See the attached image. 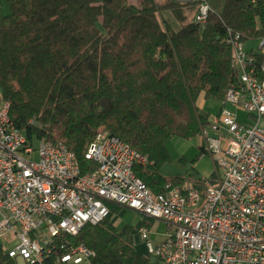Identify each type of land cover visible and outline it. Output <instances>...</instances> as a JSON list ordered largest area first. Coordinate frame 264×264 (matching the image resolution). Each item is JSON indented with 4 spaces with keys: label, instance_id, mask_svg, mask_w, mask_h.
I'll return each mask as SVG.
<instances>
[{
    "label": "trees",
    "instance_id": "trees-1",
    "mask_svg": "<svg viewBox=\"0 0 264 264\" xmlns=\"http://www.w3.org/2000/svg\"><path fill=\"white\" fill-rule=\"evenodd\" d=\"M222 1L199 24L196 3L180 0H0V102L11 126L29 140L64 145L81 174L96 168L84 158L88 143L114 135L146 158L133 172L152 192L164 193L168 183L203 191L190 175L161 174L170 161L166 144L201 138L211 121L199 99L216 100L219 111L227 91L240 86L226 27L243 41L264 27V0ZM206 153L199 143L191 162ZM108 208L101 222L59 236L33 264H67L57 258L77 246L90 252V264H156L135 248L129 226H114L123 207ZM0 264H18L2 244Z\"/></svg>",
    "mask_w": 264,
    "mask_h": 264
},
{
    "label": "built area",
    "instance_id": "built-area-1",
    "mask_svg": "<svg viewBox=\"0 0 264 264\" xmlns=\"http://www.w3.org/2000/svg\"><path fill=\"white\" fill-rule=\"evenodd\" d=\"M180 1L196 3L199 24L213 12L206 0ZM225 42L235 53L240 86L227 91L225 106L203 133L220 169L202 183L203 191L168 183L164 193L152 192L133 172L146 158L107 133L88 143L84 158L96 168L81 174L72 151L45 138L29 140L11 126L8 104L0 102V236L6 243L13 232L17 240L8 256L33 264L50 255L59 236L101 222L114 204L166 224L158 243L146 225L137 227L156 264H264V79L257 77L264 75V60L256 59L264 54V27L256 50H246V41L227 27ZM226 104L246 112V121L239 123ZM89 255L72 247L57 262L90 264Z\"/></svg>",
    "mask_w": 264,
    "mask_h": 264
},
{
    "label": "rangeland",
    "instance_id": "rangeland-1",
    "mask_svg": "<svg viewBox=\"0 0 264 264\" xmlns=\"http://www.w3.org/2000/svg\"><path fill=\"white\" fill-rule=\"evenodd\" d=\"M222 2V0H210L208 4L213 12L219 13L222 7ZM163 15L166 17L169 14L168 12H163ZM168 17L171 21H173L171 16ZM175 27H177L178 29L179 26ZM250 46H252L256 50L257 44L255 41H246L244 44L246 50ZM198 102L199 105H203L202 112L208 113L209 120L213 121L214 116L218 112L219 103L212 98H209L207 100L199 99ZM226 107L236 113L237 121L239 123H244L246 121V112L240 109H235L228 104H226ZM250 121H253V119L248 120V122ZM199 143H202L205 149V140L203 134L201 138L196 137L190 140L173 138L168 141L166 144V148L170 157V161L161 168V174L166 177L174 176L177 174L190 175L193 181H200L201 184L216 175H220V169L215 163L214 156L209 152L198 156L194 163L191 162V160H193L198 153ZM180 157L185 160L184 164L178 161ZM144 219V216H142L141 214L131 209L123 208L117 215L114 216L112 220L114 226L118 229H122L125 226H129L132 229L130 238L135 248L139 251L144 250V245L138 237L137 227L140 221L141 223L146 225L144 223ZM149 220L150 219H145V222H147L148 224L146 225V227H148L150 232V240L154 243H158L162 241L165 238V234L168 233L166 224L160 220ZM6 238L8 240V242H6L7 247L14 248V246L17 244V240L14 238L13 232H8L6 234ZM1 243L2 238L0 236V244ZM151 260H154L153 257H151ZM18 262L21 263L20 261Z\"/></svg>",
    "mask_w": 264,
    "mask_h": 264
},
{
    "label": "crops",
    "instance_id": "crops-1",
    "mask_svg": "<svg viewBox=\"0 0 264 264\" xmlns=\"http://www.w3.org/2000/svg\"><path fill=\"white\" fill-rule=\"evenodd\" d=\"M199 107H200V109H201V111H202V109H203V105L201 104V105H199ZM140 223H141V221H140ZM139 223V224H140ZM5 248H7V245H6V243L5 242H3L2 241V243H1ZM142 251V250H141Z\"/></svg>",
    "mask_w": 264,
    "mask_h": 264
},
{
    "label": "bare ground",
    "instance_id": "bare-ground-1",
    "mask_svg": "<svg viewBox=\"0 0 264 264\" xmlns=\"http://www.w3.org/2000/svg\"><path fill=\"white\" fill-rule=\"evenodd\" d=\"M232 61L233 63L235 62V53H232ZM18 264H21V263L18 262Z\"/></svg>",
    "mask_w": 264,
    "mask_h": 264
}]
</instances>
